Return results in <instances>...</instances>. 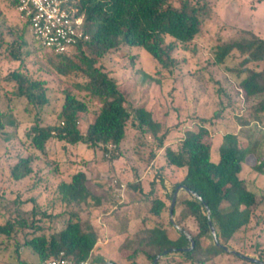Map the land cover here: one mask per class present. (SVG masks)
Here are the masks:
<instances>
[{
	"label": "trees",
	"instance_id": "1",
	"mask_svg": "<svg viewBox=\"0 0 264 264\" xmlns=\"http://www.w3.org/2000/svg\"><path fill=\"white\" fill-rule=\"evenodd\" d=\"M70 1L78 14L84 16L83 29L89 35V40L80 43L70 54L53 53L58 57L53 65L60 75H83L87 82L79 88L97 98L101 107L84 135L79 124L81 116L89 110L88 105L73 93L66 92L58 124L43 125L39 115L36 117L27 133L33 148L46 155L48 143L57 140L68 146L85 144L94 150L100 148L105 154L109 152L108 146L113 145L116 153L109 160L115 162L127 155L135 156L137 167L144 164L146 169L156 172L164 188L167 186L165 179L171 177L174 171L181 172L182 181L173 182L175 185L170 194L171 201L181 185L199 197L183 190L189 197L181 202L180 220L177 223L180 229L171 222L178 233L176 238L169 236V230L163 224L145 228L143 241L147 250L141 252L153 263L167 250L171 252L159 258L158 264L170 255H178L184 260V263L173 264H205L207 260L222 255L232 256L243 264H259L248 258L264 262L262 245L256 248L257 257L231 248L236 235L250 223L251 208L256 202L255 192L241 178L250 156H255L257 161L252 169L264 176V37L251 29H238L233 37L216 46L213 63L217 66H222L235 52L242 57L240 64L228 71L235 74V100L239 101V96H242V102H239L243 107L241 112H247V128L252 126L255 130H247V141L241 140L237 132L225 133L219 146V159L214 161L212 147L205 141L211 134L206 126L210 121L203 118L197 131L189 130L176 142H169L170 130L165 128L162 132L163 126L155 119L152 111L144 107L132 110L127 108L126 97L120 91L118 82L103 66V61L114 51L128 46L143 48L164 69L174 67L176 60L172 54L173 46L166 43L167 38L180 45L191 44L202 33L203 25L212 13L210 1L179 0L178 5L174 4L175 0ZM7 3L14 7L12 2ZM1 17L2 13L0 20ZM29 27L30 22L25 19L19 27L0 22V51L4 48L10 58L20 65L24 63V57L31 53L26 50L29 45L25 39ZM33 43L37 44L34 39ZM37 45L39 49L45 50ZM252 64L255 67H251ZM9 77L18 85L17 96H26L30 102L39 106L49 103L44 82L32 80L20 70L12 71ZM230 106L227 105L226 109ZM222 111L224 108L216 114L218 118H222ZM130 122L135 126L137 136L132 149L126 150L123 143ZM4 129L5 124L0 117V133ZM254 132L258 133V137L251 141ZM148 135L154 139L153 145L148 143ZM148 148L150 150L146 152ZM34 160L32 154L20 158L11 170V176L15 180L31 176ZM134 169L135 179L125 186L133 188L142 196V175L137 177L141 170ZM90 180L85 170H79L70 181H61L56 189V203L60 206L56 213L35 205L26 216L19 210L6 222L0 223V251L6 252L10 244H14L17 264H32L23 258L22 248L33 253L38 264H47L59 257L75 264L88 261L103 239V231L93 223V219L98 217L104 220L110 214L109 204L90 190ZM151 185L152 189L140 199L139 204L146 203L149 196L158 194V188L162 187H156L154 182ZM164 188V191H168L167 187ZM122 204V208H126V204ZM166 207L167 204L157 198L148 211L149 214L160 216ZM207 207L220 245L215 242L210 230ZM137 213L139 215V210ZM185 220L195 223L196 233L182 227L181 222ZM187 234L195 241L194 247L188 251L186 249L191 247V241ZM205 242H208L207 246H204ZM224 247H228L230 252ZM139 252L137 249L131 252L126 258L127 264H140L137 259Z\"/></svg>",
	"mask_w": 264,
	"mask_h": 264
},
{
	"label": "rangeland",
	"instance_id": "2",
	"mask_svg": "<svg viewBox=\"0 0 264 264\" xmlns=\"http://www.w3.org/2000/svg\"><path fill=\"white\" fill-rule=\"evenodd\" d=\"M208 1L212 13L205 21L202 33L191 44L180 45L167 38L166 43L173 46L172 54L176 60L174 67L164 69L143 48L128 46L114 51L103 61V66L104 70L118 82L120 91L126 97L127 108L132 110L144 107L152 111L155 119L163 126L162 132L165 128L170 130L169 142H176L189 130L197 131L203 118L210 121L206 126L211 134L205 141L212 147L213 160L218 161L219 146L225 133L237 132L241 140L247 141L249 138L247 130L250 128L249 130L254 131L255 128L252 126L247 128L249 126L247 112H241L243 107L239 102H242V96H239V101L235 100L237 95L234 88L235 74L228 71L236 68L242 57L235 52L222 66H217L213 63L215 49L219 43L233 37L238 29H251L264 37V0ZM174 4L178 5L179 0H175ZM0 13L1 23L22 26L24 19L4 0H0ZM25 39L29 45L26 50L31 53L24 57L22 65L13 61L4 48L0 51V117L5 124L4 131L0 133V223L6 222L19 210L26 216L35 205L51 213L58 212L60 210L59 204L56 203L58 185L61 181H70L77 171L85 170L91 178L88 182L90 190L109 204L110 213L104 220L98 217L93 219L96 226L102 227V222L107 227L106 232L105 229H101L102 241H107L108 244L105 245L106 261L99 253L100 256L92 255L91 264L107 261L127 264L126 258L136 249L140 250L137 254L140 264H154L141 252L147 250L143 241L144 230L163 224L168 228L171 238L178 236L171 225L170 194L175 185L173 182H181L183 174L174 171L171 177L165 179L168 191H164L156 172L150 168L146 169L144 164L137 167L135 156L127 155L115 162L109 160L116 153L115 149L109 150L107 157L100 148L94 150L85 144L68 146L52 140L48 143L46 155L36 151L27 137L28 131L38 115L43 125L59 123L58 115L62 110L66 92L73 93L88 105L89 110L81 116L79 124L84 135L94 121L101 103L87 91L79 88L87 82L83 75L76 73L69 76L60 75L53 65L58 61L57 55L39 49L38 45L33 43L29 32ZM14 70H20L32 80L44 82L49 100L46 106L32 103L26 96L16 95L18 85L9 77ZM230 104L231 106L226 109ZM223 108L222 118H218L216 114ZM131 123L123 143L126 150H131L136 143L137 131ZM257 137L258 133L254 132L250 140L255 141ZM146 138L149 144L155 143L151 136L148 135ZM262 143L264 144V139ZM148 150L150 148L146 152ZM29 154L35 159L32 164L33 174L24 180H15L11 176V170L20 158ZM256 162V157L250 156L241 174L246 186L256 194V202L251 208V220L236 235L231 248L257 257L256 248L259 245L264 246V176L252 169ZM134 168L141 170L138 178L143 175L142 196L133 188L125 186L135 179ZM153 182L156 187L161 185L163 188H158V194L150 195L146 200L148 203L139 204L140 199L152 189ZM156 187L154 186V189ZM188 197L186 191L179 192L174 215L176 223L180 220L181 202ZM157 198H161L167 204L160 216L149 214L148 211ZM112 202H115V205H112ZM122 203L126 204V208H122ZM43 222L47 223L44 220ZM181 224L182 227L196 233L197 227L192 220L182 221ZM13 245L11 243L6 252L0 251V264H17ZM207 245L208 242H205L204 246ZM21 252L23 258L30 263H39L28 249L22 248ZM183 261L178 255H170L165 257L161 264ZM205 264L243 263L232 256L222 255L214 260H207Z\"/></svg>",
	"mask_w": 264,
	"mask_h": 264
},
{
	"label": "built area",
	"instance_id": "3",
	"mask_svg": "<svg viewBox=\"0 0 264 264\" xmlns=\"http://www.w3.org/2000/svg\"><path fill=\"white\" fill-rule=\"evenodd\" d=\"M12 2L22 19L30 22L29 34L37 44L55 54H70L89 40L83 29L84 16L70 0H4ZM116 147L109 145L108 149ZM109 157V153H106ZM63 256V254H61ZM47 264H75L64 258H55ZM81 264H90L89 260Z\"/></svg>",
	"mask_w": 264,
	"mask_h": 264
},
{
	"label": "water",
	"instance_id": "4",
	"mask_svg": "<svg viewBox=\"0 0 264 264\" xmlns=\"http://www.w3.org/2000/svg\"><path fill=\"white\" fill-rule=\"evenodd\" d=\"M181 190H186L188 193L193 194L194 196L199 197L196 193H194L193 191H191V190H190L189 188H187L186 186L181 185V186H179V187L176 189V191H175V193H174V196H173V199H172V204H171V208H170V214H171V222H172L173 225H174L176 228H178V229H180V227H179V225L176 223V221H175V219H174V209H175V206H176V203H177V199H178V196H179V192H180ZM207 215H208V217H209V226H210V230H211V232H212V235H213V237H214V240H215V242H216L218 245H220V242H219V239H218V236H217V233H216L215 226H214L213 222L211 221V212H210L209 207H207ZM187 236H188V238H189L190 241H191V247L188 248V249H186V250L188 251V250H190V249H192V248L194 247V245H195V241L191 238V236H190L189 234H187ZM224 249H225L226 251L230 252V249H229L228 247H224ZM170 252H171V250H167V251H165L163 254L159 255V256L155 259L154 264H158V260H159V258L163 257L164 255H166V254H168V253H170ZM248 259L251 260V261H253V262H257V263H259V264H264V262L258 261V260L253 259V258H248ZM107 264H114V263L109 262V263H107Z\"/></svg>",
	"mask_w": 264,
	"mask_h": 264
},
{
	"label": "crops",
	"instance_id": "5",
	"mask_svg": "<svg viewBox=\"0 0 264 264\" xmlns=\"http://www.w3.org/2000/svg\"><path fill=\"white\" fill-rule=\"evenodd\" d=\"M142 176H143V175H142ZM142 176H141V177H142ZM101 226H102L101 228H102V229H105V232H106V228H107V227L105 226V224L102 223ZM106 244H108L107 241L103 242L102 240H100L99 245H98L99 247L93 252L92 255H95V254H96V256H97V255H99V253H100V255L103 257V260L106 261V258H105L106 255H107V254L105 253V252H107V251H106V248H105V245H106ZM100 255H99V256H100ZM91 257H92V256H91ZM89 262H90V264H91V258L89 259ZM107 262H108V261H107ZM104 263H106V262H104ZM104 263H100V264H104ZM108 263H109V262H108ZM106 264H107V263H106Z\"/></svg>",
	"mask_w": 264,
	"mask_h": 264
}]
</instances>
